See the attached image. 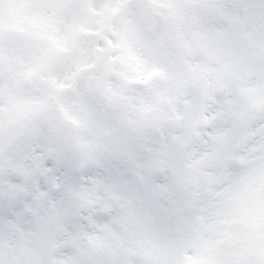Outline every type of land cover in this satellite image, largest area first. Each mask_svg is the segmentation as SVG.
<instances>
[{"label":"snow or ice","instance_id":"snow-or-ice-1","mask_svg":"<svg viewBox=\"0 0 264 264\" xmlns=\"http://www.w3.org/2000/svg\"><path fill=\"white\" fill-rule=\"evenodd\" d=\"M0 264H264V0H0Z\"/></svg>","mask_w":264,"mask_h":264}]
</instances>
